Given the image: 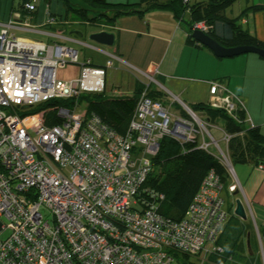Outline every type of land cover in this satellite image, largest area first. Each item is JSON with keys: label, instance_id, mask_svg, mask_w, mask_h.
Masks as SVG:
<instances>
[{"label": "built area", "instance_id": "1", "mask_svg": "<svg viewBox=\"0 0 264 264\" xmlns=\"http://www.w3.org/2000/svg\"><path fill=\"white\" fill-rule=\"evenodd\" d=\"M14 24L0 25V219L6 218L0 235L7 232L0 238V264H181L174 254L208 251L227 219L212 175L180 223L133 208L150 166L146 159L130 161L129 148L139 144L146 155H155L164 135L191 140L196 125L173 118L180 129L171 131L166 109L143 96L126 137L95 116L86 120L77 103L57 110L60 125L47 126L42 114L28 110L52 99L102 93L105 72L86 61L77 79L58 80L57 69L78 64V52L19 39L13 31L28 25ZM216 93L211 85L210 94ZM222 103L232 108L227 97L212 101Z\"/></svg>", "mask_w": 264, "mask_h": 264}, {"label": "trees", "instance_id": "2", "mask_svg": "<svg viewBox=\"0 0 264 264\" xmlns=\"http://www.w3.org/2000/svg\"><path fill=\"white\" fill-rule=\"evenodd\" d=\"M12 1H14L12 8L15 15L10 17L9 21H13L15 27L27 24L24 29L34 30L28 21L37 16L39 10L37 0ZM43 1L47 4L52 1L60 2L64 8V17L51 12L50 9L45 13L43 26L53 27V35L66 31L68 15L76 18V20L71 19V22L97 31L113 25L116 20L123 17L133 15L143 17L152 11H168L173 18L185 24L187 47H204L192 37L193 25L201 23L204 26L203 33L223 48L247 46L264 50V42L257 40L241 26L240 17L229 18L226 15L227 9L237 0H207L192 4H188L185 0H139L135 3H111L107 0ZM249 10L262 11L264 6L249 7L242 12V15ZM185 12H188L189 21L184 20ZM96 68L105 72L101 67ZM212 85L217 87L214 97L229 98V105L232 108L226 105L214 106L211 100L189 105L192 111L186 113L179 104L174 103L178 115L173 116L164 104L168 97L160 90L161 87L154 83L145 85L138 82L131 94L118 93L114 90L108 95L105 88L102 93H83L72 99H52L31 107L28 113L42 114L45 124L52 127L61 124V119L57 116L59 108L72 109V104L77 103L81 110H85L86 120L95 116L122 137L130 134L129 125L135 119L137 105L143 96L159 102L173 118L191 122L196 126L190 113L196 118L194 113H199L203 122L197 119L206 127L203 124V130H199L194 139L186 140L169 134L164 135L158 142L155 155H146L143 146L139 144L129 148L130 161L146 159L150 166L148 175L139 186L135 198L137 204L133 208L139 213L152 211L170 224L180 223L187 218L189 208L203 181L212 175L217 178L221 186L220 196L227 212V219L211 242L213 245L211 250L207 249L208 251L196 255L174 254L175 259L181 264H261L255 262V258L245 251V239L254 235V227L250 221H243L233 214L238 190L234 184L231 185L227 166L250 165L264 170V134L259 126L249 122L239 98L229 94L220 83ZM218 123L223 132L226 155L219 150L218 145L214 146L206 139L207 130ZM203 142L206 146H201ZM231 186L235 187L234 191L229 190ZM223 192L231 198V202L227 205L222 197ZM258 233L262 234L263 230L258 229ZM132 248L133 252H138L135 246Z\"/></svg>", "mask_w": 264, "mask_h": 264}, {"label": "crops", "instance_id": "3", "mask_svg": "<svg viewBox=\"0 0 264 264\" xmlns=\"http://www.w3.org/2000/svg\"><path fill=\"white\" fill-rule=\"evenodd\" d=\"M107 1L135 3L139 0ZM205 1L207 0H185L188 4ZM13 4L14 1L11 0V5ZM252 6H264V0H237L227 9L226 15L229 18L240 17L241 26L257 40L264 42V10H249L242 15L245 9ZM39 13L38 11L35 19L28 21L34 29L31 31L54 36L53 27L43 26L44 16L42 24L35 26L39 24ZM184 14V20L189 21L188 12ZM184 25L168 11H152L143 17H123L111 26L89 32V36L102 31L112 34V46L92 47L87 42L63 36L62 32V38H56L49 45L56 43L67 46L63 42L71 41L91 47L93 52L87 59H79L80 54L76 50L79 55L78 62L81 60L83 65L89 61L92 66L103 68L110 92L115 90L118 93L131 94L138 82L145 85L154 83L159 87L166 86L173 98L176 101L184 100L186 104L183 105L187 107L213 101L215 97L209 94L210 86L220 83L229 94L241 100L249 122L259 126L264 134V59L256 54L217 58L205 46L187 47ZM207 131L206 139L214 146L218 145L219 150L226 155L222 129L213 126ZM230 172L231 185L237 186L236 194L242 198L246 220L254 227L255 237H246L245 251L255 258V262L264 264V170L250 165H234ZM258 229L263 230V233L259 235Z\"/></svg>", "mask_w": 264, "mask_h": 264}, {"label": "rangeland", "instance_id": "4", "mask_svg": "<svg viewBox=\"0 0 264 264\" xmlns=\"http://www.w3.org/2000/svg\"><path fill=\"white\" fill-rule=\"evenodd\" d=\"M37 3H38V7H39L38 11L40 12L39 13L40 17H39L38 22H37L39 24L35 25L36 27H39L42 24L43 16L45 17V13L49 9H50L51 12L56 13L59 16H63L64 17V8H63V6H62V4L60 2L52 1V2H50V4H47L43 0H37ZM13 15H15V13H14V10H13L12 5H11V0H0V25L1 24H7L9 22L10 17H12ZM66 19H67V26L65 27L66 31H62L63 36L71 37L73 40H77L78 39L81 42H87V43L90 44V46L93 45L92 47L99 45V44H96V43L90 41V39H89V32L93 31L92 28L80 25L78 23L71 22L70 21L71 19L76 20V18L73 15H68V17H66ZM68 25H71V26H68ZM0 31H1V28H0ZM194 31H201V30H193V32ZM13 33H14V36L19 38V39H30V40L40 41V42H43V43H45L47 45L49 44V42H54L56 40V38L54 36L46 35V34H40V33H35V32L30 31V30H22V31H20L19 29H16V30L13 31ZM80 35H81V37H80ZM63 43H66L67 46H70L71 48L77 50L79 52V54H80V58L79 59H81V58L83 59V57H86L85 59H87L88 57L91 56V53L93 52L92 51L93 49L91 47H86L83 44H79V43H75V42H71V41H64ZM81 64H82V61L80 60L78 62V64H68V65H66L65 68L57 69L56 78L58 80H62L64 82H69V81H72L74 79H77L78 76H79ZM107 74H108V72H107ZM107 80L108 79H106V93L108 95H110L111 94L110 93L111 89H109ZM161 86H162L161 87L162 89H160V90H162L165 93V95L168 97L169 101L166 100L164 104L167 107V109L169 110L171 115H173V116L174 115H178L177 112H176L174 103L179 104L185 110L186 113H189L188 110L192 111L188 106L186 108V107H184L182 105L183 103L186 104V102L184 100H181V101L177 100L176 101L175 98H173L172 93L167 89V87L164 86V85H161ZM223 104L224 103H222L221 105H223ZM194 114H198L201 117V115L199 113H194ZM157 116L161 117V115H159V113H157ZM200 117H198V118L200 119ZM170 119L173 121V123L171 124L172 125L171 126V131L173 130L174 132L175 131L177 132V129H180V128H177L175 126L176 125V121L173 120L172 116L170 117ZM196 123H198L199 125H202V126L204 124V123L201 124V122L198 119H197ZM216 126L220 127V123L216 124ZM160 127L163 128L165 126L162 125ZM205 127H206V125H205ZM193 128L201 130V128L199 126H193ZM204 130H205V128H204ZM211 132H212V129H211ZM207 140L210 141L208 138H207ZM211 150H213V149H211ZM214 150L216 152L215 148H214ZM227 167H229V166H227ZM228 172H229V170H228ZM229 173H231V172H229ZM232 176H233V174H232ZM222 197H224L226 205H227V203L229 204L231 202V198L229 197V195L227 193L223 192ZM235 198L236 199L239 198L240 200L242 199L239 194ZM235 198H234V200H235ZM0 220L2 222H6V218L5 217H1ZM6 234H7V232L1 234L0 237L3 238V237L6 236ZM253 237H255V234L252 236V239H253ZM212 247H213L212 244H208L206 246V249L211 250ZM259 252H260V250H259ZM262 257L264 258V254L263 253H262Z\"/></svg>", "mask_w": 264, "mask_h": 264}, {"label": "water", "instance_id": "5", "mask_svg": "<svg viewBox=\"0 0 264 264\" xmlns=\"http://www.w3.org/2000/svg\"><path fill=\"white\" fill-rule=\"evenodd\" d=\"M192 37L197 40L201 45L205 46L214 54L217 58H231L235 56H240L243 54H256L259 57L264 59V50L254 48V47H238L226 49L218 45L214 40L206 36L202 31H194ZM90 41L104 46H112L113 44V35L108 34L104 31L93 33L89 36ZM189 111V110H188ZM183 138V137H182ZM235 207L233 209L234 216L245 221L247 219L246 210L243 204V201L236 199L234 201Z\"/></svg>", "mask_w": 264, "mask_h": 264}, {"label": "clouds", "instance_id": "6", "mask_svg": "<svg viewBox=\"0 0 264 264\" xmlns=\"http://www.w3.org/2000/svg\"><path fill=\"white\" fill-rule=\"evenodd\" d=\"M228 170H229V172L231 171V167L230 166L228 167Z\"/></svg>", "mask_w": 264, "mask_h": 264}]
</instances>
